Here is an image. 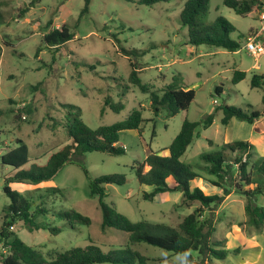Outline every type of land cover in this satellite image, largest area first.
Wrapping results in <instances>:
<instances>
[{
    "label": "rangeland",
    "instance_id": "rangeland-1",
    "mask_svg": "<svg viewBox=\"0 0 264 264\" xmlns=\"http://www.w3.org/2000/svg\"><path fill=\"white\" fill-rule=\"evenodd\" d=\"M31 1L0 0V155L14 147L16 139L22 140L28 147L29 162L20 169L44 165L49 155L69 143L62 104L78 107L83 122L91 129L121 122L133 110H140L144 120L140 129L120 135L118 146L123 148V154L90 152L77 161L91 178L124 175V184L105 187L104 202L118 213L132 222L144 220L176 227L194 206L180 207L179 193L161 194L154 201L143 200L142 193H150L153 188L138 184L132 166L143 162L151 152L167 155L165 149L184 120L202 122L213 113L211 126L196 130L180 159L198 175L191 188L198 186L206 194L222 193L211 184L216 179L204 170L206 164L201 155L219 150L224 143L246 141L254 147L251 161L264 157V127L260 125L264 117L257 119L254 126L237 119L224 126L220 122L222 112H214L221 105L246 111L262 109V90L251 88L250 78L253 73L264 74V56L255 59L243 48L251 30L258 26L255 8L240 16L226 7L224 0H208V13L202 22L211 25L221 16L235 28L231 38L239 48L230 52L206 45H184L185 30L181 29L179 14L186 0L159 2L152 7L126 0H91L88 13L82 17L79 14L83 0H42L23 11ZM62 25L70 28L73 39L59 49H48L42 42L43 35ZM122 49L130 54L126 56ZM130 62L151 91L160 92L174 76H179L185 86L195 91L188 110L173 117L161 110L154 116L148 93L128 83ZM256 64L258 70L254 69ZM235 70L246 73L237 84L231 82ZM216 86L222 88L221 93H215ZM106 97L113 103L120 102L122 110L104 108ZM20 169L0 162V227L3 208L9 204L3 191L5 179ZM147 170L145 167L144 171ZM167 182L172 184L171 180ZM8 186L28 197L32 210L36 206L46 210L37 222L61 228L58 235H52L43 230L28 231L21 222L11 227L24 243L44 255L85 247L90 241L104 251L126 244V233L101 229L97 198L90 196L88 179L77 165L64 166L48 182ZM257 203L264 207V194L257 198ZM244 205L245 198L230 189L221 204L205 212L214 221V239L224 241L228 255L224 260L211 259L203 264H264V228L255 230L246 223ZM68 210L87 216L90 225L74 224L70 228L56 216ZM1 248L0 244V252ZM133 248L153 264L200 263L195 255L188 259L145 244Z\"/></svg>",
    "mask_w": 264,
    "mask_h": 264
},
{
    "label": "trees",
    "instance_id": "trees-1",
    "mask_svg": "<svg viewBox=\"0 0 264 264\" xmlns=\"http://www.w3.org/2000/svg\"><path fill=\"white\" fill-rule=\"evenodd\" d=\"M40 1L42 0H32L23 11H27L29 7H33L34 3ZM90 1L83 0L79 17L88 13ZM126 1L152 7L156 3L173 0ZM260 3L259 0H224L223 2L226 7L240 16L250 13L253 8L257 9ZM207 13L208 0L185 1L179 14L181 29L185 30L184 45L195 47L206 45L230 52L236 51L239 44L231 38L235 28L221 16L217 17L211 25L204 24L202 18ZM73 37L74 34L70 28L62 25L45 33L42 42L50 50L59 49ZM122 52L126 56L130 54L124 49ZM130 66L128 83L141 92L148 93L154 116H157L161 110H165L168 117L188 110L195 98V91L185 86L179 76H174L160 92L151 91L149 86L140 79L139 71L134 63L130 62ZM245 76V72L235 70L231 82L237 84ZM250 87L262 90L261 111L253 110L250 106L251 110L247 111L236 106H217L214 112L216 110L222 112L223 116L220 120L222 125L227 126L232 119L252 125L257 119L264 117V75L253 73L250 78ZM214 90L216 94H219L222 88L216 86ZM103 105L104 108L108 107L114 112H119L123 108L120 102L113 103L110 97L104 99ZM62 107L66 110L64 127L69 143L49 155L44 165L32 164L27 170L20 169L29 162L28 147L20 139H16V145L0 155L2 165L20 169L7 176L3 187L5 195L9 198V204L3 208V222L0 227V244L6 250V253L0 252V264H153L149 257L133 248L140 244L188 259H193L195 255L200 258L201 264L206 260L210 263L211 259L224 260L228 251L224 249L223 240L214 239V221L206 216L205 212L221 204L225 196L230 194V189L245 198L246 223L255 230L264 228V207L257 203V198L264 194V157L251 161L254 155V147L251 143L246 141L224 143L219 150L204 152L201 155L206 164L204 170L216 179L211 181V184L218 187L222 191L221 194H206L200 187L191 188L190 186L198 175L190 165L183 163L180 159L192 143L196 130L199 128L205 130L211 126L213 113L208 114L202 122L184 120L178 134L165 149L167 155L151 152L143 162H137L132 166L138 184L153 188L150 193H142L143 200L154 201L161 194L179 193L180 207L194 206L176 227H171L164 223L144 220L132 222L118 213L114 207L104 202L105 187L124 184V175L109 174L91 178L83 164L77 161L80 156L90 152H102L114 156L123 154V148L118 146L120 135L124 131L140 129L144 122L141 111L133 110L121 122L91 129L83 122L78 107L70 104H62ZM57 123L53 125L56 126ZM69 164L80 167L88 179L90 196L97 198L101 211V229L112 228L127 234V241L123 247L104 251L90 241L85 247H72L63 252L54 251L44 255L41 251L24 243L11 231L12 226L21 222L28 231L43 230L52 235H58L61 232L60 227H53L43 221L37 222V217L46 214V210L41 206H36L32 210L33 203L30 199L12 191L8 184L37 185L48 182L60 169ZM145 167H148L147 171H144ZM167 180H171L172 184L169 185ZM56 216L64 219L70 228H73L74 224L90 225L91 223L87 216L74 210L59 212ZM200 263L195 262V264Z\"/></svg>",
    "mask_w": 264,
    "mask_h": 264
},
{
    "label": "built area",
    "instance_id": "built-area-1",
    "mask_svg": "<svg viewBox=\"0 0 264 264\" xmlns=\"http://www.w3.org/2000/svg\"><path fill=\"white\" fill-rule=\"evenodd\" d=\"M257 19L258 26L252 29L247 41L244 44V49L247 53L254 57L255 59L260 56H264V2H261L257 9ZM256 68L259 67L258 64L255 65ZM2 253H6L4 248H1Z\"/></svg>",
    "mask_w": 264,
    "mask_h": 264
},
{
    "label": "crops",
    "instance_id": "crops-1",
    "mask_svg": "<svg viewBox=\"0 0 264 264\" xmlns=\"http://www.w3.org/2000/svg\"><path fill=\"white\" fill-rule=\"evenodd\" d=\"M254 69L258 70L259 67L256 68V67L254 66ZM257 74H260V73H257ZM262 75H264V74H262ZM255 123H256V122H255ZM260 125H263V127H264V122H261ZM252 126H254V123L252 124ZM259 128L261 129V127H259ZM261 132H262V134L264 135V129H261Z\"/></svg>",
    "mask_w": 264,
    "mask_h": 264
}]
</instances>
